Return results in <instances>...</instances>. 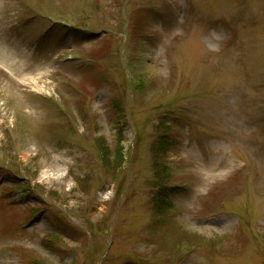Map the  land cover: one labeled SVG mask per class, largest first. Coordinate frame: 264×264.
<instances>
[{
	"label": "rangeland",
	"instance_id": "1",
	"mask_svg": "<svg viewBox=\"0 0 264 264\" xmlns=\"http://www.w3.org/2000/svg\"><path fill=\"white\" fill-rule=\"evenodd\" d=\"M0 60V264H264V0H0Z\"/></svg>",
	"mask_w": 264,
	"mask_h": 264
},
{
	"label": "bare ground",
	"instance_id": "2",
	"mask_svg": "<svg viewBox=\"0 0 264 264\" xmlns=\"http://www.w3.org/2000/svg\"><path fill=\"white\" fill-rule=\"evenodd\" d=\"M24 62H26V61H24ZM24 62L21 65H19L17 62L15 63L16 65H18V68L16 67V69L22 73L20 75V77L14 76L15 72L12 71L13 66L11 68L9 63H7L4 60H0V68L3 69L11 77L15 78L21 84L28 85V86H36L35 81L37 80V78L34 76V73L36 72V70H34L32 72L28 71L26 73L23 72V69L21 67H25L26 64ZM11 63H12V61H11Z\"/></svg>",
	"mask_w": 264,
	"mask_h": 264
}]
</instances>
